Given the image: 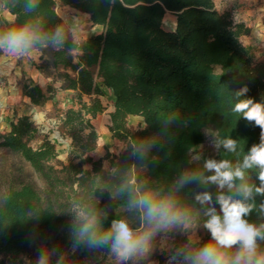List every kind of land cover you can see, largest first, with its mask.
I'll return each instance as SVG.
<instances>
[{
  "label": "trees",
  "instance_id": "obj_1",
  "mask_svg": "<svg viewBox=\"0 0 264 264\" xmlns=\"http://www.w3.org/2000/svg\"><path fill=\"white\" fill-rule=\"evenodd\" d=\"M58 2L88 13L103 30L77 41ZM4 8L14 19L0 13V35L32 31L38 39L27 51L41 53L35 64L52 80L45 89L24 77V95L43 106L56 91L53 81L76 91L62 120L70 128V155L78 160H59L56 143L42 135L31 114L16 116L8 131L0 130V148L21 155L45 184L39 189L12 181L6 188L0 199L1 258L17 261L48 241L56 251L49 264H119L110 243H94L91 237L107 234L119 220L140 233L148 219L135 202L144 195L171 202L175 211L203 225L198 250L211 239L205 223L209 209L221 214V194L249 205L244 219L258 228L264 225V193L256 192L258 167L242 168L243 180L220 188L208 179L215 175L206 168L209 159L192 158L206 141L207 129L217 135L219 162L228 161L232 170L241 168L250 148L260 142L259 126L233 111L243 99L264 103V60L242 41L251 32L246 22L220 11L215 0H4ZM168 11L176 14L172 30L164 24ZM245 86V95L237 96ZM104 88L114 95L110 130L127 146L118 155L108 152L95 159L90 152L99 135L93 121L106 109ZM132 115L141 116L145 125L131 130ZM226 138L237 141L235 151L223 147ZM242 185L252 187L248 198ZM203 193L210 202L196 200ZM74 207L81 217L73 215ZM226 251L235 256L239 246ZM257 254H264V239H257Z\"/></svg>",
  "mask_w": 264,
  "mask_h": 264
},
{
  "label": "rangeland",
  "instance_id": "obj_2",
  "mask_svg": "<svg viewBox=\"0 0 264 264\" xmlns=\"http://www.w3.org/2000/svg\"><path fill=\"white\" fill-rule=\"evenodd\" d=\"M215 1L220 11L232 12L237 21H244L251 27L250 34L242 37V41L253 48L259 60H264V0ZM64 6L66 5L58 2L57 10L65 15V21L77 41L103 30L102 26L93 25L84 14L76 12L69 6L63 9ZM7 15L11 16L10 12H6ZM174 15L175 13L168 11L164 20L167 29H174L172 24V20L176 19ZM40 55L38 50H29L19 55L4 50L3 55L0 56V130L2 132L8 131L11 120L16 116L25 113L31 114L39 125L42 135H47L56 143L58 159L64 163H69L72 159L77 161L76 156L70 155L72 149L70 128L62 120L66 110L73 104L76 91L61 89L60 82L53 81L56 91L52 93L53 98L43 106L33 105L22 91V79L31 77L24 69L25 62L30 61L31 65L38 69L35 63L40 61ZM35 80L41 83L45 89L52 81L51 78H47L43 74H40V79ZM90 98L89 95H84L85 100H90ZM101 99L106 109L93 121L99 135L94 150L90 152L95 159L104 158L108 152L112 155H118L127 146L125 141L114 138L110 130V113L114 109L113 93L104 88ZM128 123L131 130L139 129L145 125L144 119L138 115L130 116ZM88 131L89 128L85 130V133ZM206 133V141L199 149L192 152V158L198 160L205 156L209 160L219 163L217 135L211 129H207ZM104 164L105 166L109 165L108 158H105ZM85 167L90 168L91 165L86 164ZM12 181H16V183L31 182L39 189H43L45 186L40 175L21 155L7 148H0V199ZM179 213L183 214L182 212ZM73 215L81 217L82 212L78 207H74ZM184 217L185 219L182 221L156 228L146 252L137 253L127 260H122L117 256V262L119 264H192L190 257L198 251L196 245L206 230L203 225L197 224L186 216ZM152 227L153 225L148 221L140 233L150 230ZM55 254L56 251L52 244L45 241L34 245L17 261L0 257V264H38V258L41 255L45 258V264H49L55 258ZM186 257L189 258L186 259ZM64 261L65 256H62L60 262L63 263Z\"/></svg>",
  "mask_w": 264,
  "mask_h": 264
},
{
  "label": "clouds",
  "instance_id": "obj_3",
  "mask_svg": "<svg viewBox=\"0 0 264 264\" xmlns=\"http://www.w3.org/2000/svg\"><path fill=\"white\" fill-rule=\"evenodd\" d=\"M37 39L38 37L28 28H22L0 35V49L19 55L27 52ZM247 91L246 86L242 87L236 95L242 97ZM233 111L242 113L245 120L254 122L256 126H259L261 129L260 142L250 148L244 157L241 168L232 170L228 161L217 163L209 160L206 163V168L214 171L215 175L208 179L217 183L220 188L225 185L232 188L234 179H244L242 168L256 166L260 169L258 179L261 182V186L256 188V192L264 193V103H256L252 99H243L235 104ZM222 144L226 150L235 151L237 141L226 138ZM240 191L245 198H248L252 194V187L242 185ZM196 200L201 203L210 202L211 196L208 193H203L197 195ZM217 201L220 204L221 214H216L215 208L209 209L210 219L206 221L205 227L210 231L211 239L192 254L190 257L192 264H264V254H257V239H264V225L258 228L244 219L251 211V207L241 200H234L231 196L223 194L217 197ZM135 204L144 209L146 218L153 225L150 230L136 233L125 221L119 220L113 221L111 231L107 234L98 238L91 237L94 243H110L112 251L122 260H127L137 253L146 252L156 228L165 227L185 219L183 214L174 210L169 201H154L149 195H144ZM83 231L87 232L88 228L86 227ZM237 245L239 251L235 256H229L226 250ZM188 258L186 257V259ZM38 264H45L43 255L38 258Z\"/></svg>",
  "mask_w": 264,
  "mask_h": 264
},
{
  "label": "crops",
  "instance_id": "obj_4",
  "mask_svg": "<svg viewBox=\"0 0 264 264\" xmlns=\"http://www.w3.org/2000/svg\"><path fill=\"white\" fill-rule=\"evenodd\" d=\"M65 8H63V9H66V7L67 6H64ZM0 11H3V13L6 15V12H9V11H7L5 8H4V0H0ZM58 12H59V10H58ZM76 12H79L80 14H84V16L85 17H87V18H89V20H91L90 19V15L88 14V13H81L80 11H78V10H76ZM168 13V12H167ZM167 13H166V16H167ZM11 14V13H10ZM59 14L66 20V18H65V15L64 14H62V13H60L59 12ZM165 16V17H166ZM175 16V18H176V14L174 15ZM7 17L8 18H10V19H14V15H12L11 14V16H8L7 15ZM92 22V21H91ZM172 24H173V26H174V28H175V25H176V19H174V21L172 20ZM96 26H100V25H96ZM24 69L27 71V73L31 76V77H33L34 79H40V71L36 68V67H34L33 65H31V62L30 61H26L25 62V65H24Z\"/></svg>",
  "mask_w": 264,
  "mask_h": 264
}]
</instances>
